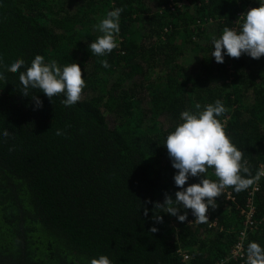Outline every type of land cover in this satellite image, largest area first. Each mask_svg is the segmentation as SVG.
<instances>
[{
  "label": "trees",
  "instance_id": "obj_1",
  "mask_svg": "<svg viewBox=\"0 0 264 264\" xmlns=\"http://www.w3.org/2000/svg\"><path fill=\"white\" fill-rule=\"evenodd\" d=\"M257 6L259 0H0V264H88L100 255L112 264H216L229 254L252 186L228 188L233 198L223 191L207 223L184 209L180 222L154 204L179 190L161 143L197 103L221 100L227 112L218 119L253 175L264 161V56L225 55L223 63L211 56V37L238 29L241 14ZM114 8L123 9L118 47L93 55L96 25ZM37 54L45 63L79 64L86 87L75 105L38 89L30 93L42 108L22 97L19 72L5 65L19 58L30 66ZM206 175L217 179L213 169ZM254 204L246 248L251 241L264 247V178Z\"/></svg>",
  "mask_w": 264,
  "mask_h": 264
},
{
  "label": "clouds",
  "instance_id": "obj_2",
  "mask_svg": "<svg viewBox=\"0 0 264 264\" xmlns=\"http://www.w3.org/2000/svg\"><path fill=\"white\" fill-rule=\"evenodd\" d=\"M122 8H114L107 12L105 18L96 25L100 35L88 44L91 54L106 56L118 47L116 36L120 32V15ZM242 22L239 28L224 27L217 37H211L213 51L211 56L217 63H223L225 55L240 58L246 54L253 59L264 56V0H259V6L248 9L241 14ZM107 68V60H101ZM25 67L24 71H20ZM6 71L19 72L22 85V97H30L34 101L35 109L43 107V101L37 94H31V89H38L52 101L57 95H63L61 103L67 107L75 105L80 99L86 82L82 69L78 63L59 66L55 60L45 63V57L37 54L26 66L23 59H16L10 66L5 65ZM0 73V80H5ZM34 109V110H35ZM227 108L221 100L204 105L195 104V111L185 110L180 113L181 122L169 132L161 143L167 149L171 165L176 169L174 183L177 187L175 199L169 193L164 194V202H155L154 208H163L164 212L177 218L178 221L187 220L188 212L181 214V209L191 210L197 223H207L209 207H217L216 199L223 194L225 188H232L235 192L249 189L264 176V170L252 174L248 162L243 159L244 153L226 134L224 124L218 117L223 116ZM57 135H63L57 130ZM4 138L12 134L5 129ZM213 169L216 180L209 179L207 172ZM189 177H199L198 183L187 184ZM187 186L185 187V185ZM150 202V201H149ZM148 209L144 208L147 215ZM157 223L163 222L160 215L153 216ZM155 233L158 229H149ZM88 264H112L107 255L92 258ZM245 264H264V247L255 241L248 243Z\"/></svg>",
  "mask_w": 264,
  "mask_h": 264
},
{
  "label": "built area",
  "instance_id": "obj_3",
  "mask_svg": "<svg viewBox=\"0 0 264 264\" xmlns=\"http://www.w3.org/2000/svg\"><path fill=\"white\" fill-rule=\"evenodd\" d=\"M264 170V161L260 163L259 170ZM262 177V176H261ZM259 189L258 181L254 183L252 188L249 191L248 195V201L247 206L243 208V212L245 213V223L244 227L239 231L238 238L235 242V244L232 246V248L229 251V254L222 258L220 261H218L216 264H225L229 260H234L239 262L240 264H245L246 260V247H245V241L247 238V228L254 226V213H255V204H254V198L257 190ZM225 191H228L227 188L224 189ZM228 198H233L230 191H228ZM208 222H210V216L208 215ZM211 224H214V222H211ZM184 260H188L189 256L188 254H184L183 256Z\"/></svg>",
  "mask_w": 264,
  "mask_h": 264
},
{
  "label": "crops",
  "instance_id": "obj_4",
  "mask_svg": "<svg viewBox=\"0 0 264 264\" xmlns=\"http://www.w3.org/2000/svg\"><path fill=\"white\" fill-rule=\"evenodd\" d=\"M259 166H260V164H259ZM262 178H264V176L260 177V179H262ZM260 179H259V180H260ZM253 185H254V184H253ZM253 185H252V186H253ZM258 185H259V181H258ZM251 188H252V187H251ZM227 190L229 191L228 188H227ZM224 191H225V190H224ZM228 191H225V192L227 193V196H228ZM257 191H258V190H257ZM230 193H231V191H230ZM231 195H232V194H231ZM243 228H245V227L243 226ZM243 228H242V229H243ZM250 228H251V227H248V228H247V234H248Z\"/></svg>",
  "mask_w": 264,
  "mask_h": 264
}]
</instances>
